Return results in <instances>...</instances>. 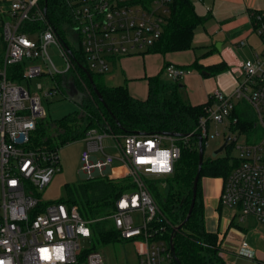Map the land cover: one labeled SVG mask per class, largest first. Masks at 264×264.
<instances>
[{
	"label": "built area",
	"instance_id": "2783aa9c",
	"mask_svg": "<svg viewBox=\"0 0 264 264\" xmlns=\"http://www.w3.org/2000/svg\"><path fill=\"white\" fill-rule=\"evenodd\" d=\"M74 17L68 25L83 54L88 70L107 74L116 59L124 55L147 52L161 37L170 15L172 0H67ZM9 8L0 10V264H105L102 253L87 249L82 239H92L91 223L77 205L63 201L45 203L37 196L61 170L59 149H34L30 146L32 133L39 120L47 116L43 97L33 94L21 82L8 78V68L25 61L23 81L44 75L39 61L53 69V87L45 97L60 90L55 77L65 75L75 66L70 47L47 26L39 31L24 32V22L45 21L40 0H11ZM253 32L259 45L241 62L237 85L231 94L220 90L211 93L192 133L184 136L166 133L131 132L116 134L92 127L83 140L86 143L80 159V173L92 180L129 177L133 189L125 191L115 202L109 216L125 240L133 241L139 264H168L173 259L170 244L162 238L166 227L158 226L162 213L149 191L144 178H163L174 172L181 157L182 146L197 132L208 146L210 138L237 141L240 117L235 115L239 102L253 109L263 135L240 144V160L224 178L220 201L236 211L240 221L254 217L264 223V10L251 13ZM69 30L65 28L66 34ZM56 44L63 55L66 68L58 70L48 47ZM238 47L247 45L242 39ZM164 72L180 81L189 70L173 63ZM43 89L42 85H38ZM240 110H242L240 108ZM214 125L215 131H211ZM222 125L226 132L219 129ZM255 131V130H254ZM115 139L116 152H109L105 138ZM124 139V144L120 139ZM224 139V140H225ZM120 173V175H118ZM135 212H141L137 223ZM252 258L254 252L243 241L238 252ZM225 264H235L226 262Z\"/></svg>",
	"mask_w": 264,
	"mask_h": 264
},
{
	"label": "trees",
	"instance_id": "16d2710c",
	"mask_svg": "<svg viewBox=\"0 0 264 264\" xmlns=\"http://www.w3.org/2000/svg\"><path fill=\"white\" fill-rule=\"evenodd\" d=\"M40 4L45 11L46 22L26 21L22 31H39L45 28L47 23L54 28L61 40L70 47L75 63L74 68L66 75L59 74L55 77L58 88L66 95L63 84L71 81L84 93L85 97L80 110L73 111L48 124L45 123V118L39 120L31 136L32 148L59 149L62 144L82 139L87 130L92 127L116 134L172 132L184 136L195 131L208 102L192 105L176 92L167 95L164 90L167 85H162L159 77L148 79V96L141 99L133 96L126 85H109L105 81V74L90 71L93 83L101 94L102 99L99 98L88 75L82 69L83 66L88 69L83 54L72 48L64 36L66 26L73 24L74 21L68 1L40 0ZM170 9L162 37L147 52L168 53L192 48L197 26L204 24L209 18L198 14L194 0H172ZM25 63L23 61L10 66L8 78L22 82ZM193 66L208 71L211 75L219 74L228 68L224 62L202 67L198 61H195ZM235 115L240 117V121L233 129L238 128L247 133L255 130L254 112L247 102L238 103ZM82 118L85 119V123L82 122ZM233 143L234 141H230L225 149ZM205 148V142H203L204 152ZM199 150V135L194 132L188 142L183 144L181 157L175 164L173 174L163 178H152L148 185L150 193L159 202L162 220H159L157 224L166 227L167 231L162 238L169 244L174 228L183 223L190 209L194 180L199 168ZM227 156L218 155L215 158L206 159L204 155L196 202L189 219L175 232L173 239L175 253L172 251L173 259L168 264H225L219 255L220 243L217 234L207 231L205 227L201 179L204 176L228 177L239 165L240 160L235 157L233 163L229 164ZM160 190L164 191V194ZM125 191L122 182L95 178L76 187H68L67 199L59 201L77 205L84 218L94 220L91 223L92 241L110 244L123 240L109 216L115 209L116 200Z\"/></svg>",
	"mask_w": 264,
	"mask_h": 264
},
{
	"label": "crops",
	"instance_id": "0c3cea01",
	"mask_svg": "<svg viewBox=\"0 0 264 264\" xmlns=\"http://www.w3.org/2000/svg\"><path fill=\"white\" fill-rule=\"evenodd\" d=\"M226 1L227 0H210V2H214V4L212 6L207 5L208 14H204L202 16H208V19H210L215 3L220 2L223 4ZM240 1V3H243L245 0ZM257 3L260 5V8L257 9L246 6V9L239 7L234 11L229 10L225 13L218 11L216 14L217 18H215L216 21H214L211 28L208 30V37L204 40L205 42L203 41L204 45L197 47V49H201L200 53H195V56L178 54L182 51L168 53L143 52V55L141 53H137L141 54L140 56H137V54H131L124 55L122 58L119 57L121 58L120 62L118 63V58L114 61L113 65L115 68H122L125 72V76H123L125 80L131 81V84L126 83L125 85L128 87L133 96L135 94L132 89H136L135 80L137 79H149L150 77H159L160 79L162 74V85L165 84L163 82L164 67L169 63L182 67L191 66L195 68L193 66L195 61H198L202 67H208L224 62L228 68L230 65H233L234 72L237 73L240 69L241 63L237 59L236 53L240 50H244L247 46H252L249 44V36L251 34L256 36L253 32L251 13L254 11L264 10V0L261 2L257 1ZM229 16H233L234 18L228 19ZM234 30H236V33H233L234 38L227 43V45H225V41L223 40V37H221L222 34L220 35V33H231L232 31L235 32ZM215 35L219 36V47H216L215 43L212 41V36ZM242 39L247 41V45L238 47L236 42ZM250 54L251 50L249 55ZM195 70L200 71L201 74L197 73L186 76L182 79V83L179 85L181 91L183 92V96L180 97L186 102L192 105H201L206 103L211 93L216 90L224 89L225 94H231L234 91L235 88L232 86L234 77L232 75L229 76L222 74L221 77L212 81L206 77L215 75H211L208 71L198 68H195ZM165 89L166 88H164V90ZM169 91L172 93L175 92L172 87ZM223 185L224 177L204 176L201 179V200L204 206L205 227L207 231L217 234L220 243L219 255L225 263L263 264L264 223L258 222L254 217H247L243 221H240L236 211L232 208L224 206L220 201ZM243 241L248 242L249 247L254 252V256L252 258L242 256L238 253Z\"/></svg>",
	"mask_w": 264,
	"mask_h": 264
},
{
	"label": "rangeland",
	"instance_id": "374dc122",
	"mask_svg": "<svg viewBox=\"0 0 264 264\" xmlns=\"http://www.w3.org/2000/svg\"><path fill=\"white\" fill-rule=\"evenodd\" d=\"M11 0H0V10H4L6 8H9ZM257 1L261 2L262 0H245L243 3H240V0H227L223 4L220 2H216L215 6L213 7L211 17L208 19L204 24H200L197 26L195 30V36L192 42V46L194 48H190L189 50H185L182 52H179L178 54L180 55H193L195 56V53H200L201 49H197V47H200L204 45V40L207 39L208 37V30L211 28L212 24L214 23L216 14L218 11H221L223 13L231 10H235L237 8H244L246 9L247 7H251L253 9L260 8L257 3ZM212 2V1H211ZM210 0H195L194 4L196 7V11L200 15H207L208 10H207V5L212 6L214 4L211 3ZM260 4V3H259ZM218 16V15H217ZM233 19L234 17H228V19ZM66 29L69 30L70 27L66 26ZM235 32H227L226 34H222L221 37H223V40L225 41V45L229 43L233 38L234 35L233 33ZM66 33V31H65ZM219 35V34H217ZM212 36V41L215 43L216 47H219L220 41L218 40L219 36ZM67 38V41L73 46L78 47L77 40L75 39L74 33L69 30V35H65ZM228 37V38H227ZM204 41V42H203ZM249 44L252 46H247L244 50H240L239 52L236 53L237 59L241 63L244 59H246L249 56L251 47H256L259 45V40L258 38L254 35L251 34L249 36ZM3 47V44L0 43V48ZM48 53L54 62V64L57 66L58 70L63 71L66 68V62L61 54L58 46L56 44H51L48 47ZM147 53V52H145ZM142 55L144 53H141ZM141 54H137V56H140ZM1 55L3 57V52H1ZM122 58V57H121ZM121 58H119L117 61L118 63L120 62ZM43 67L44 70V75L40 77H35L32 78L29 81H22L21 83L28 87L30 91L33 94H39L43 97V105L47 111V116L45 117V123H51L54 120L60 119L61 117L73 112L80 110L81 106L80 104L74 102L71 100L67 95H65L62 92H59L57 95H53L50 97H45V92L53 87L54 85V79L53 77L49 74V69H53L52 65L50 64V61L48 60V65L42 61H39ZM189 72L182 78L184 79L186 76L192 75V74H197L200 73V71L195 70L193 67H186ZM67 74V73H66ZM65 74V75H66ZM125 72L122 70V68H115L114 65H112L111 71L107 74H105L104 78L107 84L109 85H120L123 84L125 85L126 83L131 84V81L128 80L126 81L123 76ZM201 74V73H200ZM229 75L234 77V82H233V88L237 85V73L234 72V66L230 65L229 68L221 72L220 74H217L215 76H208L206 78L210 80L218 79L221 77V75ZM119 75V76H118ZM121 77V78H120ZM182 79L178 82H174L170 80L167 75L164 72L163 76V82L167 85L165 88V91L167 95H171L172 92L169 91L171 87L174 89L176 94L180 95L181 97L183 96V92L180 89V83H182ZM160 81L162 82V74ZM136 84V89H132L133 93L135 94L134 96L139 97V98H146L148 94V79H137L135 80ZM41 84L43 89H39L38 85ZM221 92L225 93L224 89H220ZM253 111V109L251 108ZM253 121L258 122V119L256 115L254 114ZM82 122L85 123V119L82 118ZM259 123V122H258ZM211 131H215V126H211ZM219 129L222 132H226L223 128L222 125H219ZM53 133V132H52ZM54 134V133H53ZM263 135V129L261 126H258L255 131H250L249 133L241 131L239 133L237 141H234V143L225 149L223 152L219 154V156H227L228 163L232 164L233 160L235 157H237L238 154V146L240 144H243L244 142H250L252 141L253 137L255 138H260ZM225 138L223 136L219 138H210L208 146L205 148V158L206 159H212L215 158L213 156V152L219 148L223 143ZM105 146L107 148V151L109 152H116L115 146V139L112 137H106L105 138ZM120 143L124 144V139H120ZM86 143L82 139H77L74 141L67 142L65 144H62L59 146V156H60V161H61V170L57 172L54 176L50 184H48L44 189L37 190L36 194L39 196L43 202L45 203H53L57 202L59 200H65L67 199V188L68 187H76L82 183L88 182L87 179L83 178V176L80 173V159H81V153L82 150L85 148ZM120 175V173L118 174ZM147 185H149L150 181L152 178H144ZM118 182H122L123 189H126V191H130L133 189L134 183L129 177H117L116 179H113ZM162 183V182H161ZM162 194H164V191L160 190ZM156 200V199H155ZM157 201V200H156ZM159 202L157 201V204ZM134 217L137 223H140L142 220L141 217V212H135ZM81 243L84 245L85 248L87 249H97L99 250L104 258L105 264H139L140 262V257L137 254V251L135 249V245L133 241L131 240H121L117 242H113L110 244H104V243H95L94 241L89 240V239H82ZM242 264V263H238ZM248 264V263H244ZM250 264V263H249Z\"/></svg>",
	"mask_w": 264,
	"mask_h": 264
},
{
	"label": "water",
	"instance_id": "95a60500",
	"mask_svg": "<svg viewBox=\"0 0 264 264\" xmlns=\"http://www.w3.org/2000/svg\"><path fill=\"white\" fill-rule=\"evenodd\" d=\"M82 69L86 72V74L88 75L91 83L93 84V88L95 90V92L97 93V95L99 96V98L102 99L101 97V94L97 88V86L93 83V78H92V75L90 73V71L86 68V67H82ZM64 88H65V91H66V95L71 99L73 100L74 102L78 103V104H82L83 103V100H84V93H82L78 88L77 86L73 83V82H67V83H64L63 84ZM163 133H166V134H170V135H177L175 133H172V132H163ZM177 136H180V135H177ZM231 141V136H228L224 143L219 147L217 148L214 152H213V156L216 157L218 156L221 152L224 151V149L227 147V145L229 144V142ZM199 143H200V153H199V168H198V171H197V174H196V177H195V180H194V186H193V198H192V201H191V205H190V209H189V212H188V215L187 217L185 218V220L183 221V223L179 224L178 226H176L172 232V235H171V238H170V246H171V250L175 253L174 251V244H173V239H174V236H175V232L180 229L183 224L189 219V217L191 216L192 214V210L194 208V205H195V202H196V197H197V189H198V182H199V178H200V172H201V168H202V164H203V161H204V149H203V141H202V137L199 136Z\"/></svg>",
	"mask_w": 264,
	"mask_h": 264
}]
</instances>
